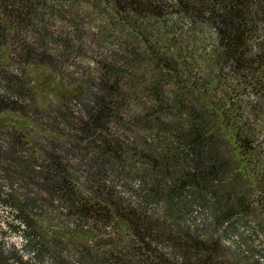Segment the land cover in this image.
I'll return each mask as SVG.
<instances>
[{"label": "trees", "instance_id": "16d2710c", "mask_svg": "<svg viewBox=\"0 0 264 264\" xmlns=\"http://www.w3.org/2000/svg\"><path fill=\"white\" fill-rule=\"evenodd\" d=\"M91 9L120 55L39 109L21 65ZM3 52L0 113L50 135L0 131V264H264V0H0Z\"/></svg>", "mask_w": 264, "mask_h": 264}, {"label": "rangeland", "instance_id": "374dc122", "mask_svg": "<svg viewBox=\"0 0 264 264\" xmlns=\"http://www.w3.org/2000/svg\"><path fill=\"white\" fill-rule=\"evenodd\" d=\"M45 25L46 35L50 36V40L45 43L44 48L56 61L51 67L21 65L25 69V74L30 81L29 86L34 93L35 100L31 103L38 106L39 109L55 106L60 102L62 96L72 95L76 90L77 82L82 78L83 70L94 68L95 61L101 58L105 59L111 52L114 55H120V52L117 51L119 46L116 42L117 39H113L112 36H108V38L111 37L109 40L108 38L104 40L99 38L100 34L97 31L99 21L92 9L88 10L86 18H80L79 21L68 18L62 25L57 22L45 23ZM62 43L66 45L68 57L65 56V51L62 52ZM1 61L8 64L11 62L9 56L4 55V52L0 55ZM69 67H71L70 70H68ZM10 128L24 133L25 140L31 145L35 143L36 135L41 133L46 136L50 135L47 130L41 127L31 126V120L26 119L24 115L9 110L3 111L0 113V131ZM7 221L16 223L11 211L6 207H0V229L6 231V243L24 259L26 258V254L23 252L24 238L19 232L8 229L5 224ZM231 236L234 234H228V237ZM231 241L226 239L224 244L229 246ZM238 258L241 259L240 256Z\"/></svg>", "mask_w": 264, "mask_h": 264}]
</instances>
